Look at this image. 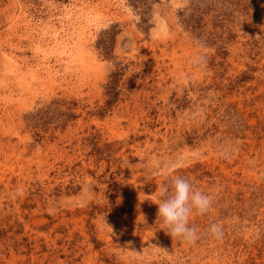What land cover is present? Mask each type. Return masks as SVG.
Instances as JSON below:
<instances>
[{"label":"rangeland","instance_id":"rangeland-1","mask_svg":"<svg viewBox=\"0 0 264 264\" xmlns=\"http://www.w3.org/2000/svg\"><path fill=\"white\" fill-rule=\"evenodd\" d=\"M0 264H264V0H0Z\"/></svg>","mask_w":264,"mask_h":264},{"label":"clouds","instance_id":"clouds-1","mask_svg":"<svg viewBox=\"0 0 264 264\" xmlns=\"http://www.w3.org/2000/svg\"><path fill=\"white\" fill-rule=\"evenodd\" d=\"M157 220L163 230L172 239L179 238L188 244H194L199 234L194 226L189 225L193 214L203 216L211 209L213 200L199 190H193L192 184L177 176L171 186L162 184L159 188L157 202ZM212 238L220 239L223 235L222 225L213 223L208 229Z\"/></svg>","mask_w":264,"mask_h":264}]
</instances>
